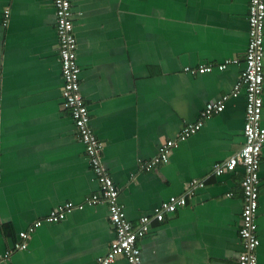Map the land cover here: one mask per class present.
<instances>
[{
	"label": "crops",
	"instance_id": "1",
	"mask_svg": "<svg viewBox=\"0 0 264 264\" xmlns=\"http://www.w3.org/2000/svg\"><path fill=\"white\" fill-rule=\"evenodd\" d=\"M70 3L80 92L127 220L136 226L169 197L187 198L161 222H150L138 241L142 264H237L243 172L216 177L212 165L244 143V92L178 142L167 164L144 172L137 161L153 158L207 103L230 93L244 68L249 0ZM228 59L238 62L217 70ZM202 64L212 71H183ZM262 65L264 76V54ZM61 87L52 0H0V259L33 221L98 192L73 121L61 107ZM261 98L264 126V82ZM259 178L255 254L264 264V144ZM192 179L205 185L190 196ZM113 238L105 204L75 209L58 223L43 224L25 250L0 264H97ZM112 264L127 262L120 256Z\"/></svg>",
	"mask_w": 264,
	"mask_h": 264
},
{
	"label": "built area",
	"instance_id": "2",
	"mask_svg": "<svg viewBox=\"0 0 264 264\" xmlns=\"http://www.w3.org/2000/svg\"><path fill=\"white\" fill-rule=\"evenodd\" d=\"M55 13V31L58 39V55L62 79L61 98L62 109L69 112L73 121L77 140L82 144L91 172L98 183V192L88 197L80 204L65 202L51 209L40 219L33 221L25 230L18 233V238L11 248L1 256L5 262L16 251L27 248L33 233L43 224H55L72 213L75 209L105 204L108 220L114 230V238L110 242L107 253L97 260V264H112L117 257H123L127 264H142L138 241L148 232L150 222H161L166 215L173 214L187 202L185 196H171L162 201L152 211V217L144 216L139 224L134 226L126 218L123 206L118 202L119 189L116 187L102 163L103 144L98 140L90 127V115L80 92V68L77 63V40L74 34L70 0H52ZM9 11L4 10L2 26L8 23ZM248 43L244 54V68L238 81L230 93L211 101L205 105L195 122L188 123L175 135L173 139L163 141L157 154L149 160H138L139 171L149 172L157 165L167 164L172 150L178 142H184L195 135L203 126L204 121L224 109L225 101L229 97L236 98L243 91L245 95V116L243 125L244 143L233 155L212 165V173L218 177L233 173L241 168L243 177L240 187L243 194L242 210L238 236L241 251L237 256V264H257L255 251L259 246L257 237L256 211L259 197V167L260 154L264 144V126L261 125L263 102L261 98L264 54V0H249L248 14ZM236 59H228L216 66L223 71L228 65L237 64ZM211 65H199L195 68L185 66L183 71L191 75L211 72ZM204 181L192 179L188 185V195L193 189L203 187Z\"/></svg>",
	"mask_w": 264,
	"mask_h": 264
}]
</instances>
